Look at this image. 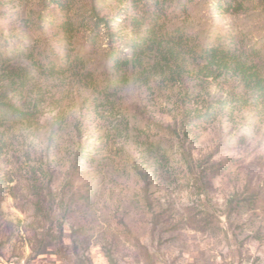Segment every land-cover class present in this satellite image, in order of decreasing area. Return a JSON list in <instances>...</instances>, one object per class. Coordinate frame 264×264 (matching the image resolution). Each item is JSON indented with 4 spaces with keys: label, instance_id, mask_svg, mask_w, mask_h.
Wrapping results in <instances>:
<instances>
[{
    "label": "rangeland",
    "instance_id": "374dc122",
    "mask_svg": "<svg viewBox=\"0 0 264 264\" xmlns=\"http://www.w3.org/2000/svg\"><path fill=\"white\" fill-rule=\"evenodd\" d=\"M75 1L83 13L89 0ZM132 1L138 6L121 18L161 11L168 31L231 34L245 47L264 37L257 0H239L231 12L216 10L215 0ZM41 10L40 0H0V49L10 44L37 59L82 56L85 70L102 71V48L84 47L86 31L70 43L56 28L28 27ZM14 55L13 64L30 62ZM158 83L119 88L107 113L102 95L71 76L36 75L27 94L45 112L39 130H0V264H264V122L242 111L189 126L175 107L178 90ZM98 109L99 118L90 113ZM57 112L73 117L49 143L48 120ZM127 120L119 137L115 128ZM169 125L179 137L159 127ZM29 168L39 180L41 214Z\"/></svg>",
    "mask_w": 264,
    "mask_h": 264
},
{
    "label": "trees",
    "instance_id": "16d2710c",
    "mask_svg": "<svg viewBox=\"0 0 264 264\" xmlns=\"http://www.w3.org/2000/svg\"><path fill=\"white\" fill-rule=\"evenodd\" d=\"M128 1L89 0L87 5H83L85 10L82 13L75 8V0H40L42 10L30 19L27 26L33 23L40 32L56 28L70 43L80 32L86 31L84 47L92 51L102 48V71L85 70L86 62L82 56L72 58L69 55L44 54L43 58L37 59L33 52L30 56H19L20 49L5 43L0 49V130H39L40 119L45 112L39 108L40 100L30 99L27 94L36 75L62 79L71 76L76 84L92 90L93 94L102 95L104 102L100 107H106L107 113H113L110 98L119 88L131 81L147 84L153 78H159L158 84L164 89L178 90L175 107L186 112L185 123L189 126H206L217 122L226 112L235 114L242 111L254 112L264 122V60L261 57L264 37L245 47L239 46L231 34L230 37L226 34L198 37L183 28L168 31L161 11L147 18H121L138 6L133 1L129 6ZM257 2L264 12V0ZM215 3L216 10L222 12L237 11L243 5L239 0H215ZM44 11L48 13L44 15ZM128 27L131 32L124 35L121 31ZM125 36L130 39L126 47L117 46V41ZM12 53L30 62L13 64ZM211 88L222 94L212 96ZM90 113L99 118L105 112L98 109ZM70 115L57 112L48 120L49 143L69 126ZM129 124L127 120L123 127L116 126L119 137ZM74 125L81 134L83 123L76 121ZM159 127L179 137L172 126ZM1 147L2 144L0 151ZM156 162L163 165V161ZM135 171L141 175L138 169ZM28 173L37 199L36 212L41 214L43 203L39 195V180L35 169L29 168ZM47 219L51 220L49 216Z\"/></svg>",
    "mask_w": 264,
    "mask_h": 264
}]
</instances>
